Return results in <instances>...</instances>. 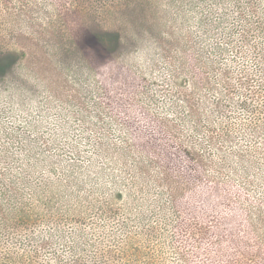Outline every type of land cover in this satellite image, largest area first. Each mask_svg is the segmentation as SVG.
<instances>
[{"label": "rangeland", "instance_id": "rangeland-1", "mask_svg": "<svg viewBox=\"0 0 264 264\" xmlns=\"http://www.w3.org/2000/svg\"><path fill=\"white\" fill-rule=\"evenodd\" d=\"M4 56L0 264H264V0H0Z\"/></svg>", "mask_w": 264, "mask_h": 264}, {"label": "trees", "instance_id": "trees-1", "mask_svg": "<svg viewBox=\"0 0 264 264\" xmlns=\"http://www.w3.org/2000/svg\"><path fill=\"white\" fill-rule=\"evenodd\" d=\"M119 35L114 33H106L102 36H95L97 41L104 47V49L109 50L110 46H115L119 41ZM13 56L0 57V75L3 74L12 64Z\"/></svg>", "mask_w": 264, "mask_h": 264}]
</instances>
